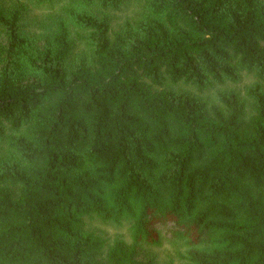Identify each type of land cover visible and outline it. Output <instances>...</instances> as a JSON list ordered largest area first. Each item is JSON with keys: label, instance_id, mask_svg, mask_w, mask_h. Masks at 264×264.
<instances>
[{"label": "trees", "instance_id": "1", "mask_svg": "<svg viewBox=\"0 0 264 264\" xmlns=\"http://www.w3.org/2000/svg\"><path fill=\"white\" fill-rule=\"evenodd\" d=\"M15 2L0 0V264H158L139 246L163 230L186 264H264V0ZM244 75V95L203 97ZM93 219L129 223L133 243L108 246Z\"/></svg>", "mask_w": 264, "mask_h": 264}, {"label": "rangeland", "instance_id": "2", "mask_svg": "<svg viewBox=\"0 0 264 264\" xmlns=\"http://www.w3.org/2000/svg\"><path fill=\"white\" fill-rule=\"evenodd\" d=\"M16 0H1L6 6H11L16 3ZM139 6L137 3H131L124 7L120 12L114 13V28L118 29L127 19L135 18L138 15ZM48 14V8H38L29 6V19L33 22V25H37L36 22H43ZM39 25V24H38ZM6 39L3 32L0 30V42L5 43ZM254 82L252 76L244 75L242 81L239 84H228L220 87L216 86L209 89L203 94V97L209 99V101H215L217 92L221 89H235L240 91L243 95L247 86ZM183 89H189L192 92H196L193 88L181 87ZM87 227L90 231L96 232L103 237L108 246L113 244L117 239H121L129 244L133 243L131 225L124 223L122 226H118L112 223H105L98 219L88 220ZM161 235L164 237L160 246L149 245L142 243L139 246V258L140 260H154L158 264H186V261L181 259V255H186L189 247L184 241H180L172 238V234L163 230Z\"/></svg>", "mask_w": 264, "mask_h": 264}]
</instances>
